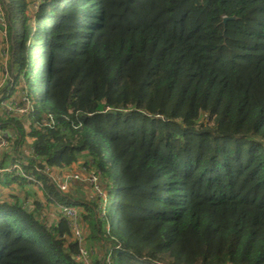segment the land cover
Here are the masks:
<instances>
[{"label": "trees", "instance_id": "obj_1", "mask_svg": "<svg viewBox=\"0 0 264 264\" xmlns=\"http://www.w3.org/2000/svg\"><path fill=\"white\" fill-rule=\"evenodd\" d=\"M5 2L34 111L7 115L0 100V169L21 161L40 184L0 172V264H80L69 221L17 198L28 183L83 208L104 248L92 264H264V0ZM79 155L109 225L102 198L82 205L44 174L78 172Z\"/></svg>", "mask_w": 264, "mask_h": 264}, {"label": "rangeland", "instance_id": "obj_2", "mask_svg": "<svg viewBox=\"0 0 264 264\" xmlns=\"http://www.w3.org/2000/svg\"><path fill=\"white\" fill-rule=\"evenodd\" d=\"M33 2H32V5H33V9H34V11H37V9H35V1H37V0H32ZM20 21H21V13L19 14V18H18V25H19V30H17V32H18V34L20 35L21 34V30H20ZM10 33V32H9ZM8 33V31H7V38H6V40L5 41H7V43H6V51H7V53H6V51H5V48H4V53H6V55L4 54V53H2V59L4 60V61H0V83L2 84V85H0V92L2 91H9L10 89H13L14 87H13V84L16 86V82H15V80H14V76L12 75V73H13V71H12V69H11V64H12V61H13V56H14V54H15V49H14V43H13V40H10V38H9V34ZM19 40H21V39H19ZM11 59V62H10V64H9V62H7V59ZM6 63L8 64V67H6ZM6 69V70H5ZM36 82L38 83L39 82V76H37L36 77ZM20 83V84H19ZM17 85L18 86H16L15 88H14V90H13V92H12V94L9 96V100H10V102H16L17 104H18V106H17V108L18 109H20V111H21V113L19 114V115H21V116H27L28 114H26V111H25V109L27 108V107H29V106H31V101H30V99H29V96H28V89H27V84L25 83V78H22L21 79V81L20 82H17ZM39 90V93L41 94V95H46L48 92H47V87H46V85L45 84H43V85H41L40 86V88L38 89ZM8 95V94H7ZM0 97H2V95L0 94ZM3 98H1L0 100H1V103H2V105H4V104H6V99L5 100H2ZM33 120V119H32ZM31 120V121H32ZM26 129H27V131L29 130V126H27L26 127ZM1 132H3V133H1ZM0 137L1 138H5L6 139V132H4V131H1L0 130ZM27 141H29V140H27ZM29 143V142H28ZM3 145H5L6 146V140H5V143H3ZM4 146V147H5ZM3 147V148H4ZM5 149V148H4ZM3 149L2 148H0V152L2 151ZM15 152H16V156H20V158L22 157L23 159H25V160H28V159H30V154L31 153H29V152H25L24 151V153H22V154H20L21 152H19V153H17V151L15 150ZM31 152V151H30ZM80 156V155H79ZM78 156V157H79ZM19 162H21V161H19ZM86 162V159H84L83 158V156H80V159H79V162H78V164H77V166L75 167V169L76 170H78V172L77 171H75V173H77V174H80L82 177H83V183H81V184H83V185H87L86 183H87V180H88V178L91 176V174H92V172H88L87 171V168L86 167H84L83 165H84V163ZM22 163V162H21ZM36 165V164H35ZM69 172H71L70 170H68V168H67V170L66 171H59V172H52L51 171V175L52 176H54V175H56V173H59V174H63V173H65V175L67 174V173H69ZM73 172V171H72ZM71 172V173H72ZM82 174H81V173ZM54 174V175H53ZM17 176H19L18 174H16ZM28 175V174H27ZM53 178V177H52ZM33 180H34V178H32ZM54 179V178H53ZM53 179H51L52 181H53ZM90 180V179H89ZM28 181V180H27ZM54 184H55V182H53ZM13 186V185H12ZM88 186L90 187V185H89V183H88ZM9 187H11V185H9L7 188H6V190L9 188ZM26 188L27 189H25L24 191H22L20 188H18V186H17V189H16V191H15V194H17V198L18 199H21V201H22V204L24 205V207L27 209V211L28 212H30V213H34L35 215H38V214H42V216H41V219H43V217H44V215L45 216H47V219H49V222L50 223H55V222H57V220H58V217H57V219H56V217H54L53 215H55V214H59L60 216H61V214H60V212H59V207H60V205L59 206H50V205H48L47 204V197L48 198H50V196H48V193L46 192V196L47 197H45V193H43L42 192V190H40L39 189V187L37 186V185H33L32 183H28L27 185H26ZM91 189V190H90ZM90 189H86V191H84V192H80L79 193V195H81V197L80 198H82L83 200H79V201H82L83 202V204L82 205H86V201H89V200H92L91 202H93V201H95L96 200V198H102L103 199V201H102V205H101V207H102V209H104L100 214H98V215H100V217H97L96 219H98V218H100V220L101 221H103V222H105L107 225H109V222H110V220L112 219V217H111V214H110V209H109V212H108V215H107V217H106V215H104V213L107 211V209H108V205H110V197L109 196H107V195H104V194H101V193H97L92 187H90ZM90 194H92L91 196V199L89 198V196H90ZM50 195V194H49ZM16 196V195H15ZM9 200H12L13 201V199L11 198V199H9ZM38 200V202H36ZM73 207V209H75V211H77V212H83L82 210H83V208L82 207H80L79 205H73L72 206ZM79 210V211H78ZM53 214V215H52ZM88 214V213H87ZM58 215V216H59ZM88 217V216H87ZM95 218V217H94ZM68 225V227H69V223L67 224ZM79 225H80V227H81V230H82V232H83V234H85L84 233V231H85V229L83 228L84 226L81 224V223H79ZM70 228V227H69ZM71 229V228H70ZM71 231V235H72V237H73V240H76L77 241V239L73 236V234H72V230H70ZM88 235V234H87ZM89 236V235H88ZM88 236H87V238H86V236L84 235V237H85V240H84V242H85V247H86V250L88 251V253H89V256H90V260H89V262H90V264H92V261L94 260V258L98 255V254H100V253H102V252H104V248L99 244V243H97V242H95L94 240H90V239H88ZM77 256H78V254H77ZM77 256H75V258L77 257Z\"/></svg>", "mask_w": 264, "mask_h": 264}, {"label": "built area", "instance_id": "obj_3", "mask_svg": "<svg viewBox=\"0 0 264 264\" xmlns=\"http://www.w3.org/2000/svg\"><path fill=\"white\" fill-rule=\"evenodd\" d=\"M41 2H42V0L35 1V9L38 10L39 4ZM6 12H7V10H6V5H5V0H0V21H1L0 28L2 30L3 37H4V42H5L4 48L6 47V41L5 40L7 38V31L9 29V14L8 13L6 14ZM5 51H6V48H5ZM2 53H4V50ZM6 53H7V51H6ZM6 53H4V54L6 55ZM9 59H7V60H9ZM6 67H8V66L6 65ZM11 67H13V64H11ZM0 85H2V84L0 83ZM9 99H10L9 97L6 98V104L2 105V103H1L3 111L7 115H12V114L13 115H19L21 113V111H20V109L17 108L18 104L14 101L10 102ZM25 111H26V114H28V115L33 113V111H34L33 104L31 103V106L27 107L25 109ZM1 133H3V132H1ZM5 140H6V146L3 145V143H5ZM4 146L5 147L8 146V135H7V133H6V139L0 137V148L4 149L5 148ZM22 163L18 161V162H16L15 165L9 166L5 170L0 169V172H4V171L13 172L14 170H16V174H18L19 176L25 177L30 182L32 181L36 184H40V181H38V180L36 181L35 179L34 180L32 179L33 176L25 174L23 167H22V165H23ZM36 169L38 171L40 170L37 167V165H36ZM71 172L67 173L66 175L64 174L62 177V180H59L60 182L57 184L58 189L62 193H68L69 192V185L72 182L83 183V180H84L83 177L84 176L82 177L80 174H77L75 172L71 173ZM44 174L47 175V177L50 179V181H51V179H53L52 178L53 176L51 175V170L46 169ZM88 183H89L90 187H92L97 193L103 194L101 192L102 190L100 187L101 185L99 182V178L96 175L91 174V176L88 178L86 184H88ZM59 208H60L59 212H60L61 216H63L65 219H67L69 221V225H70V228L72 230V234L77 239V241L79 243V253H78V256L75 258L76 261L80 264H90V262H89L90 256H89L88 251L86 250L85 242H84L85 237H84V234H83L81 227L79 225L78 212L75 211V209L68 207V206H65V205H60Z\"/></svg>", "mask_w": 264, "mask_h": 264}, {"label": "crops", "instance_id": "obj_4", "mask_svg": "<svg viewBox=\"0 0 264 264\" xmlns=\"http://www.w3.org/2000/svg\"><path fill=\"white\" fill-rule=\"evenodd\" d=\"M30 1V0H29ZM5 5H6V2H5ZM6 10H7V12H6V14L8 13L9 14V12H8V9H7V7H6ZM0 25H1V21H0ZM4 37H3V33H2V30H1V28H0V61L2 62V61H4L3 59H2V52H3V50H4ZM6 43H7V41H6ZM7 62H9V64H10V62H11V60L9 59V60H7ZM6 65L8 66V64L6 63ZM54 172H59V170H56V171H54ZM53 172V173H54ZM65 173H63L62 175L61 174H59V173H56V175H54L53 176V181H52V183L53 182H55L56 183V185L60 182L59 180H62V177H63V175H64ZM86 189H90V187L88 186V185H83V184H81V183H79V182H72L70 185H69V194L71 195V197L73 198V199H75V201L76 202H79V203H81V204H83V202L82 201H79V200H83L82 198H80L81 197V195H79V193L81 192H84V191H86ZM91 190V189H90ZM92 194H90V196H89V198L91 199V196ZM80 196V197H79ZM53 215V214H52ZM58 215L59 214H55V215H53L54 217H56V219H57V217H58ZM98 255H101V253L100 254H98Z\"/></svg>", "mask_w": 264, "mask_h": 264}, {"label": "water", "instance_id": "obj_5", "mask_svg": "<svg viewBox=\"0 0 264 264\" xmlns=\"http://www.w3.org/2000/svg\"><path fill=\"white\" fill-rule=\"evenodd\" d=\"M234 20H235L234 17H232V18H224V19H223V25H226L227 22H229V21H234Z\"/></svg>", "mask_w": 264, "mask_h": 264}]
</instances>
